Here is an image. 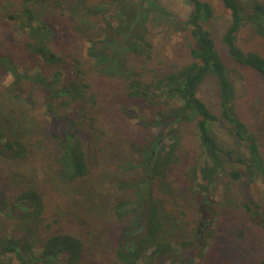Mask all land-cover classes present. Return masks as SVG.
<instances>
[{
	"label": "trees",
	"instance_id": "16d2710c",
	"mask_svg": "<svg viewBox=\"0 0 264 264\" xmlns=\"http://www.w3.org/2000/svg\"><path fill=\"white\" fill-rule=\"evenodd\" d=\"M20 1L22 7L10 13L8 20L15 32L25 36L24 50L43 62L46 71L31 75L15 72L13 85L16 87L23 79L44 87L45 111L50 114L53 105L60 101L59 109L65 112L53 117L55 125L51 137L45 136L42 130L33 139L23 137L24 130L18 131L20 137L12 130H0L1 155L15 161L19 167L8 170L10 174H6L8 181L13 183L10 187L12 192L8 200L1 201V205L9 207L6 211L8 219L33 222L40 230L38 243L21 235L0 237V264H93L87 263L85 258L90 240L92 242L95 235L90 230L77 233L58 228L52 216L60 208L57 205L53 207L52 202L33 184L37 175L34 162L39 156L44 162L50 157L46 155L49 152L64 168L63 177L66 183L76 188L75 191L85 192V198L103 199L105 191L99 187L107 182V169L115 163L112 158L108 157L109 161L105 158L113 141L108 117L115 120L117 111L121 108L124 114L127 105L148 113V120L142 121L141 125L146 128L153 126L162 137L150 149L144 144L129 143L132 148L144 151L147 161L122 164L124 169L143 172L144 186L138 195L143 230L125 239L120 218L109 213L120 209L117 201L105 202L108 207L102 210L103 219L110 218V226L119 227L111 243V264H161L163 259L172 258L174 244L182 250L192 247L197 237L193 226L185 240L165 237L174 217L177 218L176 226L191 225L186 220L188 215L185 211L180 210L178 218L167 210L164 203L171 204L167 195L164 199L157 196L159 188L164 187L165 190L167 184L172 186L170 176L181 178L188 197L204 207L218 182L227 176L232 179L239 177L237 172L229 169L230 164L241 166L251 180L260 179L264 183V153L256 136L235 112L234 81L208 29L215 17L212 0H188L191 11L183 30L189 31L193 47L185 61L176 65L157 60L159 54L148 35L142 3L112 0L105 5L85 6L81 4L82 0H71L69 4L56 0L55 7L66 17V26L62 25L59 30L40 20L29 6L33 1L45 4L48 0ZM217 1L230 13V24L221 37L228 58L255 71L264 82V56L245 50L238 38L241 30L249 26L253 35L264 43V0L247 3L240 0ZM100 12L101 16L108 14L107 20L103 17L102 21L106 32L100 41H95V33L83 30L82 19L88 16L97 21ZM60 33H64L66 38L58 43L56 37ZM79 37L86 38L88 43L83 55L78 48L66 42ZM7 61V58L0 59L2 65H8ZM88 62L92 63V68ZM207 79L214 80L217 86V114L198 96ZM103 113H108L107 117L103 115L104 122L100 116ZM7 124L14 129L10 122ZM214 125H219L243 146L246 155L233 156L221 148ZM163 138L170 143L165 144ZM50 140L56 141L55 151L46 147ZM187 151H192L191 162L186 160ZM225 184L229 189L230 181ZM94 204H98L95 199L85 203L88 207ZM241 206L249 217L254 213L252 208L257 209L254 202L242 203ZM207 208L209 219H214L216 212L212 207ZM71 212L77 215L76 210ZM259 264H264V259Z\"/></svg>",
	"mask_w": 264,
	"mask_h": 264
},
{
	"label": "rangeland",
	"instance_id": "374dc122",
	"mask_svg": "<svg viewBox=\"0 0 264 264\" xmlns=\"http://www.w3.org/2000/svg\"><path fill=\"white\" fill-rule=\"evenodd\" d=\"M52 1L48 0L45 4H35L36 2L33 1L29 6L35 10L40 20L60 30L62 25L66 26V17L55 7L56 0L53 3ZM110 1L112 0H82L81 4L99 6ZM131 1L137 4L142 3L148 35L153 41L156 53L159 54L157 60L174 65L183 63L193 47L189 31L183 30L184 22L191 11L188 0ZM240 1L247 3L250 0ZM60 2L69 4L71 0H60ZM211 4L215 17L208 25V29L216 43L221 60L234 81L235 112L248 130L256 136L264 153V82L255 71L240 66L228 58L221 37L230 24V13L217 0H212ZM21 7L20 0L0 2V59H8V65L0 63V130L3 128L12 130L19 137L18 131L24 130L22 136L32 137V139L38 135V131L42 130L45 136L51 137L55 125L53 117L65 112L59 109L61 102L55 103L51 113L48 114L45 111L44 87L23 79H20L16 87L13 85L16 79L13 75L15 72L20 75H31L43 74L45 73L43 71H46L43 62L36 60L24 50L25 36L15 32L12 22L8 20V15ZM108 12L110 14V11ZM99 14L96 17L97 21H92L94 17L88 16L82 19L83 30L95 33V41H100L106 32L102 21L103 17L107 20L108 14H105L107 16H101L102 12ZM65 38L64 33H60L57 34L56 41L61 43ZM238 38L240 46L245 50L258 52L264 56V43L253 35L249 26L241 30ZM66 42L78 48L81 55L88 47L84 37L73 38ZM88 64L91 68L93 67L92 63L88 62ZM198 96L213 113H218L217 86L214 80L207 79L200 87ZM125 110L126 112L122 114L120 108L115 120L108 117L112 124L110 135L113 141L105 158L108 161V157L112 158L115 163L107 169L109 172L107 182H103L99 187L100 190L105 191L103 199L85 198V192L75 191L76 188L66 183L63 177L64 168L55 162L49 152L46 155L50 157L44 162L40 161L39 155V159L34 162L37 175L35 174L36 180L33 184L52 202L53 207L56 208L57 205L60 208L52 216L57 221L58 228L77 233L90 230L95 235V239L92 242L90 240V249L86 253L87 263H112L110 261L113 250L111 243H113V237L117 236L119 227L110 226V218L103 219L102 210L108 207L105 202L117 201L120 209L110 210L109 213L120 218L125 239L136 236L144 227L140 220L142 210L138 197L144 186L143 172L124 169L122 164L131 161L134 164L146 162V153L132 148L129 143L144 144V147L147 146L150 149L155 146L154 144L158 142L162 134L153 126L146 128L141 125L142 121L145 122L149 118V114L144 110L136 109L134 105H127ZM103 115L107 117L108 113L100 116L103 117ZM8 122L14 129L7 124ZM213 130L221 148L230 151L233 156L246 155L245 148L236 143L219 125H214ZM50 142H47L46 147L50 151H55L56 141L50 140ZM169 143L170 141H165V144ZM33 155H36L35 152ZM186 160L192 161V151H187ZM119 161L123 162L120 164ZM17 168L19 167L15 161L5 158L0 153V237L6 234L14 237L21 235L29 238L31 242L38 243L40 230L34 223L8 219L6 211L9 207L4 208L1 205V201L8 200L12 192L10 187L13 183L11 180L8 181L6 174H10L8 170H17ZM229 169L237 172L239 177L232 179L227 176L223 178V181L218 182L209 194V201L205 203L206 207L188 197L186 186H183V181L178 176H170L172 186L167 184L165 190L164 187L158 189L157 196L164 199L167 195L171 199L170 205L164 203L167 210L174 212L178 218H180L179 211H185L188 215L186 220L191 224L176 226L177 218L174 217L172 225L166 229L165 237L171 240H185L192 226L197 230V237L192 247L182 250L178 244H174L175 253L172 258L163 259L161 264H259L264 259V183L260 179L251 180L239 165L230 164ZM227 181H230L229 189L226 188ZM135 184L137 185L134 188L129 187ZM91 199L97 200L99 205L86 206L85 203ZM251 202L256 204L257 209L252 208L254 213L249 214V217L241 204ZM208 206L216 212L214 219L211 217L209 219L207 215ZM72 210H76L77 215L73 214Z\"/></svg>",
	"mask_w": 264,
	"mask_h": 264
}]
</instances>
